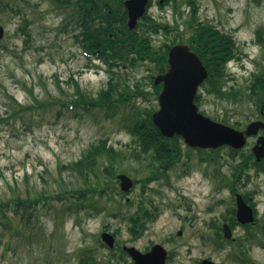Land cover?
<instances>
[{
	"label": "rangeland",
	"instance_id": "rangeland-1",
	"mask_svg": "<svg viewBox=\"0 0 264 264\" xmlns=\"http://www.w3.org/2000/svg\"><path fill=\"white\" fill-rule=\"evenodd\" d=\"M8 1L14 10H0L4 28L0 39V201L10 202L5 224L0 223V264H86L87 255L98 264H105L113 252L99 242L100 233L105 230L116 231L119 245H133L141 251L153 243L162 244L172 256L170 264H196L202 258L225 264H264V174H256L253 169L235 186L238 192L253 196L258 217L256 226L251 228L254 237L242 239L245 230L236 225L232 232L235 239L222 241V246L214 243L219 240L215 239L213 224H221L224 217L229 219V209L234 206L226 182L233 178L236 159H231L227 147L207 152L208 159H200V152L188 150L182 143V156L167 176L145 185L142 178L148 172L147 159L115 163L116 174L123 172L137 179L123 195L118 193L117 178L101 172L108 162L105 155L100 156L95 171L117 193L111 197L95 194L92 200L78 201L75 210H65L75 200L59 198L58 193L84 183L78 173L63 165L79 159L101 139L121 152L129 151V144L133 145L136 138L127 130L126 118H135L137 111L157 108V95L149 78L156 70L150 61L110 68L106 62L84 55L74 37L79 26L72 7H62L65 2L55 1L56 6L53 0ZM196 3L198 20L212 23L235 40L236 56L226 65L225 83L226 87L244 91L251 74L264 66V49L256 41V30L264 28V0ZM180 7L184 11L182 17L169 6L151 9L150 14L159 22L171 26L178 23L167 34L153 35L156 48L172 40L190 39L192 29L184 26L190 18L189 9L184 4ZM110 69L115 73L111 74ZM110 76L119 90L124 83H140L149 92L145 94L147 98H130L111 116L103 109L86 111L71 101L77 97L74 81L85 95H96L107 86ZM198 92L199 109L209 117L229 124L240 122L241 129L258 118V111L250 102L218 98L205 91L203 85ZM39 102L45 105L40 106ZM253 142L249 138L242 152L250 150ZM89 183L93 184L92 175ZM18 197L36 200L27 209V215L31 211L29 223L24 222L27 215L21 219L15 212ZM89 202L100 209L84 207ZM141 203L154 208L156 217L133 237L128 215ZM177 230L182 233L177 235ZM238 238L243 241L247 256L243 262L235 258L240 249ZM126 261L130 258L126 257Z\"/></svg>",
	"mask_w": 264,
	"mask_h": 264
},
{
	"label": "trees",
	"instance_id": "trees-1",
	"mask_svg": "<svg viewBox=\"0 0 264 264\" xmlns=\"http://www.w3.org/2000/svg\"><path fill=\"white\" fill-rule=\"evenodd\" d=\"M92 1L93 3L88 2L90 4L84 5L85 7L81 12L83 22L82 32L85 35L83 48L85 50L96 52L100 58L105 55V60L109 66L120 64L134 66L138 61L148 59L156 63L158 72L165 69L166 52H161L159 49L155 50L150 44L149 37L143 32L138 33L136 29L130 31L126 27L125 12L122 9L121 0H105V4H102V6L98 5L99 3L96 4L98 0ZM91 6L92 8L90 9ZM6 9L14 10L8 0H0V10ZM192 27L193 30L190 37L191 48L198 53L209 71L208 77L204 82L205 91L221 99L234 102L238 100L246 103L250 102L256 109L264 111V66L259 71L251 74L249 83L244 91H240V89H236L235 87H226V64L236 56L235 41L231 35L220 32L207 22L195 21ZM256 41L264 49V28L256 30ZM74 82L77 97L71 101L76 107L83 108L86 111L98 109L101 111L103 109L107 111L106 114L109 116L119 110L120 107L122 109L125 104H128L130 98L143 97L146 99L147 96L145 94L149 93L145 92L138 82L134 83L133 86L124 83V87L119 90L113 76H110L107 86L105 88L102 87L96 95H85L78 87L77 82ZM153 89L154 94H157L159 87L153 85ZM194 101L200 106L201 93L195 96ZM72 102L69 101L68 104L70 105ZM39 105L43 106L45 104L39 102ZM27 108L31 107L21 106V109ZM135 114V118L132 115L126 118L127 130L136 138L133 145L129 144L130 148L128 152H121L112 145H107L105 139H101L89 146L79 159L63 165L64 168L78 173L84 183L79 187H73L65 190V192L58 193L59 198H63L64 200L73 198L75 200L74 203L66 205L65 210H75L79 206L80 200L86 198L92 200L95 194L100 196L106 194L105 196L110 197L116 194L115 187L111 186L107 180L103 182L95 171L100 156L105 155L108 162L104 170L102 171L101 169V172L110 178H115L114 175L118 168L115 163H121L124 159H147L146 167L149 172L144 177V182L165 176L166 171L180 158L182 147L181 138L178 135H174L172 138L161 136L159 130L152 122L151 110L149 109L141 113L137 111ZM223 121L225 120L223 119ZM234 123L238 125L240 122L236 121ZM234 153L235 150L230 149L229 154L232 159H235ZM251 166L255 167L256 171L264 170V159L256 162L251 152L241 154L233 166L234 175L242 174ZM119 170L126 171L124 168H119ZM91 175L93 184L89 183ZM234 182L235 180H233L232 184ZM17 199L15 201V212L23 219L25 214L27 215V209L32 207V202L35 203L36 200L26 198L25 201L21 197ZM9 202L0 201V221L2 222L7 218L6 208H8ZM20 206L22 207L19 208ZM88 206H91L93 210L100 209L90 202L84 207L89 208ZM151 211L149 207L141 203L136 206L134 213L128 215V221L130 222L129 231L133 235L141 233L147 222L155 218V215ZM28 214L27 218L24 219L25 223H29L31 211ZM246 227L247 234L243 239H252L254 237V233L250 231L252 225L247 224ZM237 243L240 249L238 251L239 255L236 254L235 258L243 262L246 259L244 243L241 239H237ZM119 254V257L112 256V258H109L106 264H115L113 258L118 263L122 261L124 253L121 249L119 250Z\"/></svg>",
	"mask_w": 264,
	"mask_h": 264
},
{
	"label": "water",
	"instance_id": "water-1",
	"mask_svg": "<svg viewBox=\"0 0 264 264\" xmlns=\"http://www.w3.org/2000/svg\"><path fill=\"white\" fill-rule=\"evenodd\" d=\"M147 0H125L128 9L129 28H134L136 19L143 13ZM4 28L0 25V39L3 37ZM168 68L159 73L154 83L162 84L158 94V109L151 113L153 123L162 136L171 138L175 134L181 136L189 146L202 148H215L220 145H230L241 148L246 137L257 133L264 123L255 120L247 124L244 130H238L230 125L215 121L198 111L194 103V95L198 85L207 77V69L198 55L191 51L185 44L173 45L167 54ZM257 160L264 155V136L258 137L252 148ZM120 188L128 190L133 180L124 173L117 175ZM236 218L241 223L253 222L252 208L245 203L240 194H236ZM224 235L231 236L230 228L223 225ZM181 231H178L180 234ZM102 239L112 247L113 236L108 232L101 234ZM125 251L131 256L135 264H165L166 250L161 244H154L149 251L141 252L134 246H124ZM200 264H224L204 258Z\"/></svg>",
	"mask_w": 264,
	"mask_h": 264
},
{
	"label": "flooded vegetation",
	"instance_id": "flooded-vegetation-1",
	"mask_svg": "<svg viewBox=\"0 0 264 264\" xmlns=\"http://www.w3.org/2000/svg\"><path fill=\"white\" fill-rule=\"evenodd\" d=\"M84 2H85V0H80L79 3L83 4ZM189 2H190V0H182L181 2H179V1L177 2V0H148V2L146 4V7H145V9H146L145 10V14L152 16V14H150L151 9H153V8H155V9H158V8L164 9L165 7L169 6L172 9V11L177 13V15H180V14L183 15V12H184L183 9L181 7L179 8V5L181 6L182 4L187 5L188 9H189L188 13H191L192 12V8H190V3ZM191 2L194 3V2H196V0H191ZM196 5H198V3H196ZM77 8H78V5H77ZM184 26L186 27V25H184ZM104 63H105V61H104ZM262 116H263V120H264V111H262ZM259 134L264 135V130L260 131ZM262 174H264V173H262Z\"/></svg>",
	"mask_w": 264,
	"mask_h": 264
}]
</instances>
